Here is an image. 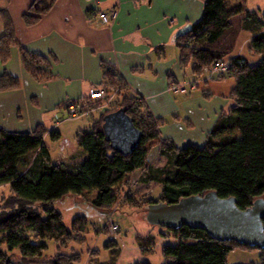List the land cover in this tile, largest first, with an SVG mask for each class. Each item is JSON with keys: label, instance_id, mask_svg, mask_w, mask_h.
Segmentation results:
<instances>
[{"label": "trees", "instance_id": "1", "mask_svg": "<svg viewBox=\"0 0 264 264\" xmlns=\"http://www.w3.org/2000/svg\"><path fill=\"white\" fill-rule=\"evenodd\" d=\"M55 1L50 0L42 7L33 4L24 16L26 24H36ZM241 14L245 15L243 29L253 36L251 50L263 55L264 16L230 0H206L201 20L177 39L182 61L193 64L194 76L202 77L216 62L229 61L225 77L235 79L231 92L234 104L228 113L220 115L203 147L176 148L164 141L160 135L161 120L128 90L111 65H104L105 86L113 89L117 85L118 109L125 108L143 133L140 145L131 155L112 150L103 134L104 117L118 109L101 113L90 131L80 132L77 143L85 159L72 165L52 162L44 142L45 126L28 133L10 132L0 127V187L8 185L11 192L0 204V247H7L6 251H0V264H80L82 254L69 255L60 250L52 257L45 255L49 249L47 242L63 240L65 243L74 232L84 234L88 225L87 217L77 216L72 222L75 229L68 228L62 213L52 205L70 196L93 192L89 203L98 210L110 211L120 200L115 189L132 185L128 176L138 171L143 173L142 181L156 182L162 188L161 198L149 199L147 207L161 202L174 204L182 198L203 196L210 191L220 198H236L240 209L264 198V58L255 65L240 56L225 58L233 50L223 41L225 33L233 27L232 19ZM1 16L5 27L0 38V62L5 65L11 58L12 48L17 47L25 69L34 78L39 81L51 78V60L24 49L17 40L10 16L5 12ZM20 87L17 77L7 72L0 76V92ZM83 100L75 103L83 106L90 101ZM60 138L59 133L52 132L53 141ZM158 144L163 146L161 152L167 157L163 168H155L151 162V154ZM125 200L133 201L129 194ZM168 232L175 243L163 249L165 264H229V255L236 249L258 250L235 242L217 241L202 229L183 226ZM147 239L152 243L155 237L150 235ZM64 246L59 245V248ZM258 251L260 262L252 264H264V250ZM116 260L113 256L111 262L98 264H116Z\"/></svg>", "mask_w": 264, "mask_h": 264}, {"label": "crops", "instance_id": "2", "mask_svg": "<svg viewBox=\"0 0 264 264\" xmlns=\"http://www.w3.org/2000/svg\"><path fill=\"white\" fill-rule=\"evenodd\" d=\"M49 1L0 0V38L5 27L1 13L5 12L13 21L19 44L50 59L52 74L46 81L37 80L25 69L21 50L12 48L10 60L5 65L0 62V76L7 72L17 77L21 87L0 92L1 128L28 133L45 126L52 131L55 126L47 124L51 125L60 109L87 101L91 89L105 85L104 65H111L128 90L161 120L164 141L176 148L206 145L220 115L234 104L235 79H210L208 72L194 76L193 64L183 63L176 40L183 27L201 20L206 0H56L36 24L28 26L24 16L31 6H46ZM230 1H244L247 11L264 16V0ZM102 13L117 15L106 24L98 17ZM244 20V14L234 17L233 27L225 33L224 43L233 47L226 60L238 56L247 60L246 47L255 54L250 48L252 33L243 29ZM193 81H198L194 91L171 90ZM84 159L82 152L78 161L68 163ZM136 174L128 176L133 184Z\"/></svg>", "mask_w": 264, "mask_h": 264}, {"label": "rangeland", "instance_id": "3", "mask_svg": "<svg viewBox=\"0 0 264 264\" xmlns=\"http://www.w3.org/2000/svg\"><path fill=\"white\" fill-rule=\"evenodd\" d=\"M241 4H244V1ZM255 12L259 14L258 11ZM243 55L252 65L258 64L264 58V54H250L247 47L244 49ZM223 77L225 75L217 79H223ZM228 83L231 82L228 81ZM110 92L115 97L105 109H99L97 104L89 101L83 105V108L89 111L87 114L72 118L67 115L64 109H60L54 116L51 125L47 124L49 128L55 126L52 131L47 130L44 134V142L49 148L54 164L64 165L72 160L76 162L82 156V150L77 143L80 132L90 131L101 113L108 109H118L120 106L117 85L110 89ZM52 132L60 134L59 141L52 140ZM160 146L158 144L151 154V162L154 167L165 165L167 162V157L161 152L163 146ZM137 173L133 176L134 184L131 183L130 186L126 184L125 188L121 186L115 189L119 193L120 200L110 211L98 210L89 203L94 197L93 192H87L84 196H70L64 200L56 201L52 206L62 213L64 224L68 228H73L72 222L77 216L87 217L88 225L84 234L80 236L74 232L75 235L71 239H67L65 243L63 240L47 242L49 249L45 255L52 257L60 250H62L61 253L69 255L82 254L80 264L109 263L113 256L117 257L116 264H135L142 261H149L151 264H165L163 249L165 245H173L175 240L170 236H164L168 235V229L151 225L147 220L146 212L148 200L160 199L162 188L158 183H142L140 178L143 173L141 171ZM127 194L130 195L132 202L125 200ZM10 195L8 185L0 187V204H3ZM43 217L45 218L46 215L43 214ZM111 220L118 226V231H115L108 223ZM150 235L155 237L152 243H148L147 236ZM109 241L111 242L108 244ZM59 245L65 246L60 249ZM1 250L6 251L7 247L1 246ZM14 253L19 255L17 251ZM228 260L229 264L259 263L260 251L236 249L229 255Z\"/></svg>", "mask_w": 264, "mask_h": 264}, {"label": "water", "instance_id": "4", "mask_svg": "<svg viewBox=\"0 0 264 264\" xmlns=\"http://www.w3.org/2000/svg\"><path fill=\"white\" fill-rule=\"evenodd\" d=\"M191 30L192 25H186L176 34V40ZM102 130L111 149L124 156L131 155L143 138L125 108L108 113ZM146 212L147 220L153 226L168 230L183 226L202 229L217 241L264 250L263 197L256 199L250 207L240 209L236 198H220L210 191L203 196L182 198L174 204L155 203L148 206Z\"/></svg>", "mask_w": 264, "mask_h": 264}, {"label": "built area", "instance_id": "5", "mask_svg": "<svg viewBox=\"0 0 264 264\" xmlns=\"http://www.w3.org/2000/svg\"><path fill=\"white\" fill-rule=\"evenodd\" d=\"M116 13H113L112 17L107 16L106 14H100L98 17L103 23H110L111 21L115 20L116 18ZM230 67L229 61H219L216 62L212 68L208 71L209 73V78L210 79H217L220 76H224L228 73ZM198 88V82L193 81L191 83H186V84H178V86H174L171 88V90L176 91V92H187L191 90H196ZM114 95L111 94L110 89H108L105 85H100L97 86L93 89L90 90L88 99L90 102H93L98 105L99 109H105L110 105L111 101L114 99ZM67 115H69L72 118H76L78 116L87 114L89 111L84 109L82 104L80 103H74L71 104L67 110ZM108 223H110L111 227L116 231H118V226L111 220Z\"/></svg>", "mask_w": 264, "mask_h": 264}]
</instances>
